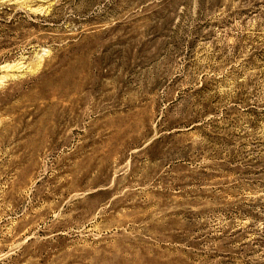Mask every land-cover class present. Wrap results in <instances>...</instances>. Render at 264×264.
<instances>
[{"label":"rangeland","instance_id":"obj_1","mask_svg":"<svg viewBox=\"0 0 264 264\" xmlns=\"http://www.w3.org/2000/svg\"><path fill=\"white\" fill-rule=\"evenodd\" d=\"M0 264H264V0H0Z\"/></svg>","mask_w":264,"mask_h":264}]
</instances>
